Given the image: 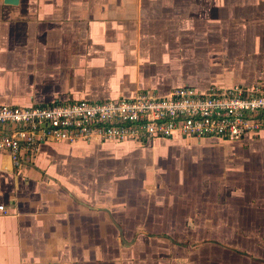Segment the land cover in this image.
<instances>
[{"label": "crops", "instance_id": "obj_1", "mask_svg": "<svg viewBox=\"0 0 264 264\" xmlns=\"http://www.w3.org/2000/svg\"><path fill=\"white\" fill-rule=\"evenodd\" d=\"M255 79L264 82V0H0V105ZM177 140L150 142L157 153ZM249 141V160H215L227 178L196 175V187L165 185L172 172L133 140H49L16 160L0 151V264H258L224 244L231 233L258 248L248 227L264 221V129Z\"/></svg>", "mask_w": 264, "mask_h": 264}, {"label": "built area", "instance_id": "obj_2", "mask_svg": "<svg viewBox=\"0 0 264 264\" xmlns=\"http://www.w3.org/2000/svg\"><path fill=\"white\" fill-rule=\"evenodd\" d=\"M264 126V82L199 90L183 85L115 99H56L0 105V151L16 160L44 141H144L155 138L241 139ZM2 209V206H0Z\"/></svg>", "mask_w": 264, "mask_h": 264}, {"label": "rangeland", "instance_id": "obj_3", "mask_svg": "<svg viewBox=\"0 0 264 264\" xmlns=\"http://www.w3.org/2000/svg\"><path fill=\"white\" fill-rule=\"evenodd\" d=\"M254 82H262V80L260 79H255L253 80L251 83ZM251 83H245V84H233L231 86L228 87H232L234 85H250ZM183 86V85H180ZM178 87V86H176ZM228 87H218L216 85H212L204 90H208L209 88H215V89H223V88H228ZM175 88V87H173ZM171 88V89H173ZM170 89V90H171ZM141 91H146L148 94H154V93H158V94H163L160 92H157L153 89H139L137 90L134 94L129 95V96H125V95H118L116 97H107L108 99H115V98H119V97H131L133 95H135L138 92ZM80 99V98H84V97H65V98H60V99ZM88 99V98H85ZM97 99H101V98H97ZM50 103V102H49ZM264 129V126L261 128ZM260 129V130H261ZM260 130L257 133H251V134H247L245 135L244 138L241 139H232V140H224L221 139L223 141L226 142V144L228 145L226 148H223L221 150V152L219 153L220 149H217L216 146H214L213 144L215 143L214 141H218L220 139L217 138H210V137H194V136H185V137H180L177 135L172 136L171 138H166V139H178L175 143L171 144L172 146L170 148H165L163 149H158L159 151L157 153H154L153 149H152V145L150 140H144V141H135L136 143H138V148H137V152L140 153V155L143 157V159L147 158V159H152L153 156L155 155H159L156 157L157 161L161 160L162 162V167L160 169V171L162 173H170L171 174H167L166 176L162 177L164 178L163 181L165 182V185H172V182H178V180H180L181 182H184L186 185H189V187H196L197 184H199L196 179V175L199 177V181H201V184H207L208 182H212V181H217V180H225L227 178L226 173H222L219 177V169L214 166L213 164H211L212 162H215V160H223V164L226 167V169L228 167H230V165H239V158L242 157L245 158H249L248 155L250 153L249 151V140L259 137L260 136ZM206 138L205 141H209L210 144H212L210 147L209 146H205L206 143H192L193 139H204ZM152 140V139H151ZM224 142V143H225ZM205 144V145H203ZM200 145V146H199ZM219 150V151H218ZM96 153V152H93ZM98 155H107L110 154L113 157H118L117 155H121L123 154L122 151H105L104 148H101L99 150V153H97ZM221 154V156L219 155ZM128 156L130 157H135L136 156L129 154ZM116 159V158H113ZM119 159V158H118ZM238 160V162L236 163V161ZM249 160V159H248ZM150 161H153L150 160ZM137 162V161H136ZM218 161H216L215 163H217ZM178 165L181 164V166L179 168H183L184 170H182L185 174H181L183 178H175L176 176V172L180 173L181 171H178L175 169V167H173L171 164ZM214 163V164H215ZM246 165H248V168L250 169L249 165H252V162H245ZM112 165L109 167L112 170L114 168L118 169L115 165L117 164L116 162L111 163ZM254 167V166H253ZM108 168V170H109ZM255 168L257 169V167L255 166ZM99 169V168H98ZM127 169L126 167H119V170H125ZM146 173H149L146 169H145ZM252 172V171H251ZM256 172L253 169L252 175H253V180L255 179V177L257 175H260L258 173H254ZM135 174L132 175V177H135L137 179V184L139 183L138 181L141 179V176L137 174V172H134ZM170 175V177H169ZM195 175V176H194ZM255 176V177H254ZM148 177L152 178V175L149 174ZM195 177V178H194ZM214 178V180L212 179ZM114 184L115 185H123V181L120 178H112V180H114ZM149 179V178H147ZM99 180H104V179H99ZM105 180H108L107 178H105ZM153 180V178L151 179ZM122 181V182H121ZM136 182V181H134ZM252 182V181H251ZM250 182V183H251ZM150 182H146V184H148ZM260 210H258V212L256 213H260ZM229 219V215L227 216ZM258 217H261L258 216ZM231 219V217H230ZM263 218L258 219V223H255L252 225V227H248V233H252L253 236H256V242H257V247L258 248H253L251 250V246H250V241L248 242L247 245L244 247L243 244L240 245V243L238 242L239 237H234V235H232L231 233H228V236H225V243L226 245H231L235 244V247H238L239 249H235L237 252L240 251H244L247 250L251 253V255H255L257 256V258H255L258 262V264H264V221L262 220ZM257 225V226H256ZM262 225V226H260ZM246 226V225H243ZM247 227V226H246ZM214 230V229H213ZM214 233V232H213ZM215 237L216 234H214ZM220 236V235H219ZM216 242V240H214ZM243 249V250H242Z\"/></svg>", "mask_w": 264, "mask_h": 264}, {"label": "water", "instance_id": "obj_4", "mask_svg": "<svg viewBox=\"0 0 264 264\" xmlns=\"http://www.w3.org/2000/svg\"><path fill=\"white\" fill-rule=\"evenodd\" d=\"M5 2H8V3H14L15 1L17 0H4Z\"/></svg>", "mask_w": 264, "mask_h": 264}]
</instances>
